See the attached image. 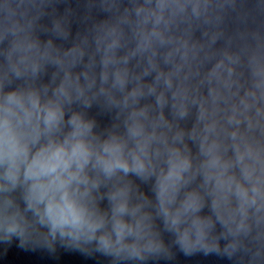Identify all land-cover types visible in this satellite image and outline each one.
I'll list each match as a JSON object with an SVG mask.
<instances>
[{"label": "clouds", "instance_id": "obj_1", "mask_svg": "<svg viewBox=\"0 0 264 264\" xmlns=\"http://www.w3.org/2000/svg\"><path fill=\"white\" fill-rule=\"evenodd\" d=\"M13 241L264 264V0H0Z\"/></svg>", "mask_w": 264, "mask_h": 264}, {"label": "water", "instance_id": "obj_2", "mask_svg": "<svg viewBox=\"0 0 264 264\" xmlns=\"http://www.w3.org/2000/svg\"><path fill=\"white\" fill-rule=\"evenodd\" d=\"M97 259L99 258L86 257L79 252L65 249H58L55 255L41 250H25L18 247V241L0 247V264H97ZM181 260L183 264H228L215 256H181Z\"/></svg>", "mask_w": 264, "mask_h": 264}]
</instances>
